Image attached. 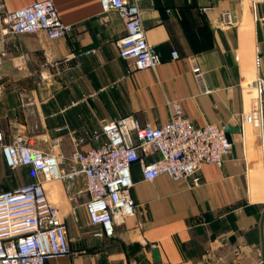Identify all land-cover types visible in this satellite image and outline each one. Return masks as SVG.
I'll return each instance as SVG.
<instances>
[{
  "label": "crops",
  "instance_id": "obj_1",
  "mask_svg": "<svg viewBox=\"0 0 264 264\" xmlns=\"http://www.w3.org/2000/svg\"><path fill=\"white\" fill-rule=\"evenodd\" d=\"M36 1L0 0V11ZM54 2L71 27L66 36L49 39L39 31L6 38L0 94L5 142L20 134L34 148L68 157L104 142L92 137L102 119L133 115L160 126L172 118L173 102L196 126L237 131L226 132L234 141L232 155L222 167L204 163L198 185L167 175L144 180L141 164L134 163L136 212L116 225L113 237L93 236L98 227L87 215L83 176L46 181L72 251L47 264H264V106L262 112L252 108L256 72L251 78L248 53L258 50L264 77V4L257 3L255 20L249 0H140L147 41L162 61L127 73L116 45L126 28L116 10L103 12L100 0ZM69 167L63 160L61 168ZM41 178L32 166L9 167L0 147V193Z\"/></svg>",
  "mask_w": 264,
  "mask_h": 264
},
{
  "label": "built area",
  "instance_id": "obj_2",
  "mask_svg": "<svg viewBox=\"0 0 264 264\" xmlns=\"http://www.w3.org/2000/svg\"><path fill=\"white\" fill-rule=\"evenodd\" d=\"M139 1L100 0L103 12L114 9L124 20L126 33L116 40V45L120 57L127 61V73L154 68L162 61L147 41ZM249 2L256 20L257 3L264 4V0ZM226 19L232 22L229 15ZM259 20L264 21V15ZM70 30L61 20L54 0H39L13 11H0V94L8 35L43 31L49 39H58ZM171 54L174 59L179 57L177 50ZM256 62L252 108L262 112L264 77L259 74L258 50ZM192 63L196 78L203 84L201 67L195 59ZM172 106V118L160 126L142 124L133 115L102 119L92 137L95 140L104 137V142L88 150L75 149L68 157L34 148L20 134L5 142L0 132V147L8 166L29 165L42 176L37 182L0 193V264H47L72 254L60 209L44 186L48 180L73 182L83 176L88 192L87 215L90 223L98 227L93 236L103 238L113 237L116 225L136 212L131 193L134 163L141 164L144 180L167 175L174 179L192 178L197 185L200 182L197 173L204 163L222 167L234 149V141L225 129L214 123L196 126L179 102H173ZM153 154L155 158H147ZM65 159L70 161L67 171L61 168Z\"/></svg>",
  "mask_w": 264,
  "mask_h": 264
},
{
  "label": "rangeland",
  "instance_id": "obj_3",
  "mask_svg": "<svg viewBox=\"0 0 264 264\" xmlns=\"http://www.w3.org/2000/svg\"><path fill=\"white\" fill-rule=\"evenodd\" d=\"M263 56H264V53H262L261 59L264 58ZM262 63H263V62H261V64H262ZM254 67H255V66H254V62H253V66L251 65V67L249 68V70H250V75H251L250 77H251V78H254V69H255Z\"/></svg>",
  "mask_w": 264,
  "mask_h": 264
},
{
  "label": "water",
  "instance_id": "obj_4",
  "mask_svg": "<svg viewBox=\"0 0 264 264\" xmlns=\"http://www.w3.org/2000/svg\"><path fill=\"white\" fill-rule=\"evenodd\" d=\"M225 131L226 132H231V131H237V128L231 126V125H228L226 128H225Z\"/></svg>",
  "mask_w": 264,
  "mask_h": 264
},
{
  "label": "bare ground",
  "instance_id": "obj_5",
  "mask_svg": "<svg viewBox=\"0 0 264 264\" xmlns=\"http://www.w3.org/2000/svg\"><path fill=\"white\" fill-rule=\"evenodd\" d=\"M248 53L253 56L254 66H256V63H257L256 62V51L255 52L248 51Z\"/></svg>",
  "mask_w": 264,
  "mask_h": 264
}]
</instances>
